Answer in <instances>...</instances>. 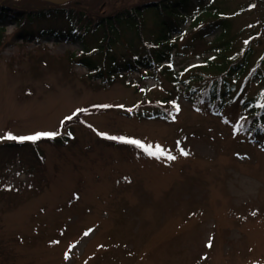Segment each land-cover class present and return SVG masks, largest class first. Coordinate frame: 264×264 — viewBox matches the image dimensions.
Returning a JSON list of instances; mask_svg holds the SVG:
<instances>
[{"label":"rangeland","instance_id":"obj_1","mask_svg":"<svg viewBox=\"0 0 264 264\" xmlns=\"http://www.w3.org/2000/svg\"><path fill=\"white\" fill-rule=\"evenodd\" d=\"M104 1L102 15L146 2ZM176 19L171 41L147 11L83 44L102 71L139 70L109 82L71 38L0 30V147L29 144L0 153V264H264V0H191ZM219 77L234 89L205 94ZM37 133L57 135L5 139Z\"/></svg>","mask_w":264,"mask_h":264},{"label":"trees","instance_id":"obj_2","mask_svg":"<svg viewBox=\"0 0 264 264\" xmlns=\"http://www.w3.org/2000/svg\"><path fill=\"white\" fill-rule=\"evenodd\" d=\"M191 0H146L141 5L133 6L131 9L115 10L113 13L102 15L99 13V8L105 3L104 0H70L63 4L54 5L49 2L40 0H0V30L4 31V25L13 24L16 28V37H20L23 41L28 39H39L40 37H47L50 39H69L74 42L83 44L88 43L89 39H99L101 41L109 36L112 40V35L118 32V27L127 21H133L141 13L150 11L158 20V26L168 30L169 41L171 35L178 32L177 16L184 14L188 4ZM106 4H104L105 7ZM221 23L213 24L212 27H219ZM0 31V39L2 32ZM103 38V39H102ZM228 46L227 43L220 45ZM171 50V49H170ZM173 50V49H172ZM249 51L245 50V54ZM242 55V59L234 61L228 70V76L233 77L235 72L241 73L244 70V65L247 64L246 56ZM71 57H73L71 55ZM158 64H171L172 55L168 53L159 54L156 57ZM77 62L82 63L84 67L92 74L95 79L104 80L107 78L109 82L111 77L120 72L131 73L139 71L135 69V65L125 64L118 66V68L109 69L106 72L102 71L97 62L92 58V54L88 51H81ZM140 66L141 70L146 72L151 71L152 67L142 60L135 62ZM260 66L264 68V60L261 61ZM150 69V70H148ZM257 71V70H256ZM258 75V74H257ZM220 78V77H219ZM217 78L215 82L209 87L205 94L213 97L223 98L227 96L234 85L229 83L226 78ZM219 79V80H218ZM222 85V90L217 91L215 87ZM219 92V93H218ZM193 93V92H192ZM191 93V94H192ZM205 98V97H204ZM165 115L164 110H153L149 113L139 114L140 119H163ZM71 134H66L63 137L53 138L47 142L62 145L69 143ZM25 142H11L0 147L1 154H10L18 156L25 147ZM31 146V145H30ZM34 146V145H33ZM34 151L37 153V149Z\"/></svg>","mask_w":264,"mask_h":264},{"label":"snow or ice","instance_id":"obj_3","mask_svg":"<svg viewBox=\"0 0 264 264\" xmlns=\"http://www.w3.org/2000/svg\"><path fill=\"white\" fill-rule=\"evenodd\" d=\"M68 119H71V117H69ZM55 135H57V133H37L35 135H32V136H24V137H16V136H13L11 134L7 135L5 137V139H9V140H19V141H25V140H30V141H36V140H39L41 139L42 137H54ZM109 139H117V137H109ZM119 139L121 140H124L123 137H120ZM127 143H133V144H137L139 145V142L138 141H135V140H127L125 141ZM181 153L183 155H188L187 152H184L183 150H181ZM151 155H155V153H150ZM161 155H163L164 153L161 152L160 153ZM169 160H174L176 157L175 156H172V155H168L167 157Z\"/></svg>","mask_w":264,"mask_h":264},{"label":"water","instance_id":"obj_4","mask_svg":"<svg viewBox=\"0 0 264 264\" xmlns=\"http://www.w3.org/2000/svg\"><path fill=\"white\" fill-rule=\"evenodd\" d=\"M40 1L49 2L51 4L58 5V4H63L65 2H68L70 0H40Z\"/></svg>","mask_w":264,"mask_h":264}]
</instances>
